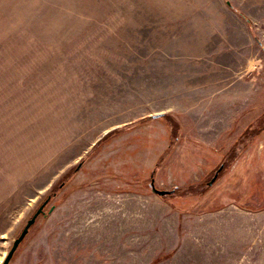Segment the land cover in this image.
<instances>
[{
	"label": "rangeland",
	"instance_id": "1",
	"mask_svg": "<svg viewBox=\"0 0 264 264\" xmlns=\"http://www.w3.org/2000/svg\"><path fill=\"white\" fill-rule=\"evenodd\" d=\"M49 195L9 264H264V0H0V264Z\"/></svg>",
	"mask_w": 264,
	"mask_h": 264
},
{
	"label": "water",
	"instance_id": "2",
	"mask_svg": "<svg viewBox=\"0 0 264 264\" xmlns=\"http://www.w3.org/2000/svg\"><path fill=\"white\" fill-rule=\"evenodd\" d=\"M81 165H82V163H79V165L77 166V169H79L81 167ZM222 167H223V165L216 171V173L213 176L210 183H212L217 178ZM151 184H152L153 190L161 196L167 195V194L172 192V190H170V189H160V188L156 187L154 178L152 179ZM51 197L52 196L49 195L47 197V199H45V201L39 206V208L36 210V212L28 219V221L25 224L24 228L22 229L21 233L14 240L13 245L10 248V250L8 251L5 259L2 262V264H9L10 263V261L13 258L16 250L18 249L21 242L25 239V237L29 233L31 226L36 222L38 216L42 213H45V206L48 204ZM54 208H55V205H52L50 208V211H53Z\"/></svg>",
	"mask_w": 264,
	"mask_h": 264
},
{
	"label": "trees",
	"instance_id": "3",
	"mask_svg": "<svg viewBox=\"0 0 264 264\" xmlns=\"http://www.w3.org/2000/svg\"><path fill=\"white\" fill-rule=\"evenodd\" d=\"M163 114H164V113H163ZM221 166H222V165H221ZM221 166H220V167H221ZM220 167H219V168H220ZM222 168H223V167H222ZM171 193H172V192H171ZM169 194H170V193H169Z\"/></svg>",
	"mask_w": 264,
	"mask_h": 264
}]
</instances>
